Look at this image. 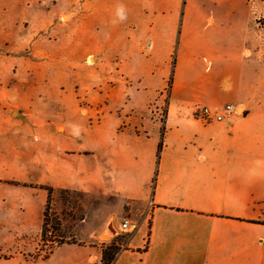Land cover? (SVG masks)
Returning <instances> with one entry per match:
<instances>
[{"label": "crops", "instance_id": "crops-1", "mask_svg": "<svg viewBox=\"0 0 264 264\" xmlns=\"http://www.w3.org/2000/svg\"><path fill=\"white\" fill-rule=\"evenodd\" d=\"M262 16L264 0H0L5 113L28 121L44 100L63 107L68 99L63 133L80 145L78 93L98 83L99 56L107 60L108 113L87 127L99 150L65 158H92L93 178L94 158H130L111 173L131 179L123 197L142 201L146 214L114 264H264ZM42 52H51L48 66ZM52 66L61 78L43 75ZM169 81L164 127L152 120V132L137 133ZM121 94L127 103L116 101ZM228 103L242 113L211 123L194 116L197 104ZM78 247L85 253L69 252L61 264H101L102 247Z\"/></svg>", "mask_w": 264, "mask_h": 264}, {"label": "rangeland", "instance_id": "rangeland-1", "mask_svg": "<svg viewBox=\"0 0 264 264\" xmlns=\"http://www.w3.org/2000/svg\"><path fill=\"white\" fill-rule=\"evenodd\" d=\"M214 24L210 16L206 26ZM255 25L264 26V17L258 18ZM50 58L51 52H42L37 59L48 66ZM99 58L101 71L98 83L86 92L78 93L81 120L78 118L77 123L82 125L85 136V139L81 138L80 145L69 143L73 142L71 137L75 135L74 132L68 136L63 133V126H71L65 115L69 107L68 99L63 101V107L47 99L42 101L32 111L28 121L5 113L0 105V264H61L63 256L70 255L69 252L84 254L85 249L78 246L88 248L90 244L103 248L116 243L123 249L146 214L142 201L128 202L123 197L131 179L123 174L115 177L111 173L117 164H125L130 158H94L99 161V178L86 173L90 170L92 158H65L70 154L84 157L99 150L93 145L91 131H87V127L92 124L97 126L108 113L110 90L114 85L113 80L108 79L106 58ZM93 61L94 57L91 56L88 62ZM210 66L206 64L205 69ZM2 68L3 65L0 66L1 74L4 73ZM52 68L44 70L43 75L61 78L60 70L52 72ZM170 87L171 81L165 85L162 95L145 108L149 118L145 123L136 125L137 133L152 132V120H157L161 129L164 127ZM116 96L117 102H128L123 94ZM142 100L138 97L134 101L138 105ZM129 114L133 115L131 112ZM135 115L139 116L138 113ZM60 138L67 139L68 144L62 145ZM51 181L68 186L54 187L53 219L49 221L43 240V211L48 192L39 186L51 185ZM76 185L80 188H76ZM57 219L61 228L57 225ZM125 219L131 221L127 231L121 229ZM76 225V239L80 244H75L74 249L64 247L50 259H33L39 252L44 254L49 250L52 246L49 240H59L62 235L71 239L75 235ZM59 246H55L54 251Z\"/></svg>", "mask_w": 264, "mask_h": 264}, {"label": "trees", "instance_id": "trees-1", "mask_svg": "<svg viewBox=\"0 0 264 264\" xmlns=\"http://www.w3.org/2000/svg\"><path fill=\"white\" fill-rule=\"evenodd\" d=\"M163 148V141L161 140L158 145V152H160ZM40 188H45L48 192L47 195V201L45 204V208L43 211V223H42V235H43V240H45V235L47 232V226L49 224V221L53 219V207H52V200H53V191L54 187L52 185H40ZM57 225L59 228H61V223L60 220L57 219ZM51 243V247L49 248L48 251H46L44 254L38 253L33 256V259L36 260H47L51 257V255L54 253V247L62 245L64 243L67 244H80V242L77 241L76 236H71V239H66L64 235L61 236L59 240H49ZM127 246H125L123 249H121V246L117 245L116 243H113L111 245H106L103 246V256L101 260V264H114L118 255L120 252L124 249H126Z\"/></svg>", "mask_w": 264, "mask_h": 264}, {"label": "built area", "instance_id": "built-area-1", "mask_svg": "<svg viewBox=\"0 0 264 264\" xmlns=\"http://www.w3.org/2000/svg\"><path fill=\"white\" fill-rule=\"evenodd\" d=\"M206 64L210 66V62L206 61ZM241 109L235 104H225L220 109L212 108L207 105H195L194 116L205 123L219 122L235 115L241 114ZM131 221L125 219L121 225V229L124 231L129 230Z\"/></svg>", "mask_w": 264, "mask_h": 264}]
</instances>
